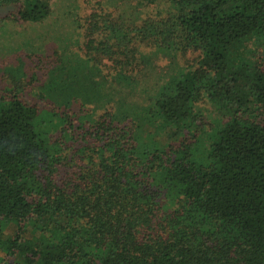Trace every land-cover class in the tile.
Segmentation results:
<instances>
[{"label":"trees","instance_id":"obj_1","mask_svg":"<svg viewBox=\"0 0 264 264\" xmlns=\"http://www.w3.org/2000/svg\"><path fill=\"white\" fill-rule=\"evenodd\" d=\"M103 1L89 69L48 72L52 111L4 70L0 264H264V0H151L163 15L138 23L109 11L135 0ZM10 6L0 26L50 13ZM20 51L0 38L1 57Z\"/></svg>","mask_w":264,"mask_h":264},{"label":"rangeland","instance_id":"obj_2","mask_svg":"<svg viewBox=\"0 0 264 264\" xmlns=\"http://www.w3.org/2000/svg\"><path fill=\"white\" fill-rule=\"evenodd\" d=\"M49 7V16L36 24H10L0 26V38L12 40L21 51L8 57L0 55V93L9 87L4 79V70L8 67H20L22 81L25 84L21 100L28 105H35L41 112L53 110V102L42 100L38 96L47 83V75L57 64L67 66L65 73L79 75L87 71L88 66L83 56L84 21L91 14L107 10L103 0H44ZM120 8L110 9L114 15H124L136 23L147 18H158L163 15V7L157 1L135 0ZM18 7L10 6L0 9V19L16 12ZM151 54L150 50L145 51ZM151 74L159 76L168 70L169 61L163 56L152 57ZM89 69V68H88ZM167 72V71H166ZM72 78L69 77V80ZM74 102L72 110L78 113L82 108ZM201 110H208L202 107Z\"/></svg>","mask_w":264,"mask_h":264}]
</instances>
